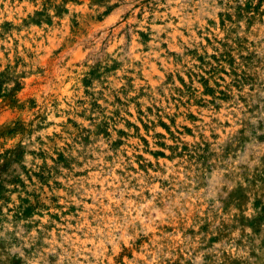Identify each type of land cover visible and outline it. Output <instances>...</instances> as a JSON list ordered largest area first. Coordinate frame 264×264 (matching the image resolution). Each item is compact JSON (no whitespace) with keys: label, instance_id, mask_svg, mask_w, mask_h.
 Here are the masks:
<instances>
[{"label":"rangeland","instance_id":"obj_1","mask_svg":"<svg viewBox=\"0 0 264 264\" xmlns=\"http://www.w3.org/2000/svg\"><path fill=\"white\" fill-rule=\"evenodd\" d=\"M0 264H264V0H0Z\"/></svg>","mask_w":264,"mask_h":264},{"label":"bare ground","instance_id":"obj_2","mask_svg":"<svg viewBox=\"0 0 264 264\" xmlns=\"http://www.w3.org/2000/svg\"><path fill=\"white\" fill-rule=\"evenodd\" d=\"M144 63V62H143ZM145 65V64H144ZM145 68V67H144ZM230 251V250H229Z\"/></svg>","mask_w":264,"mask_h":264}]
</instances>
